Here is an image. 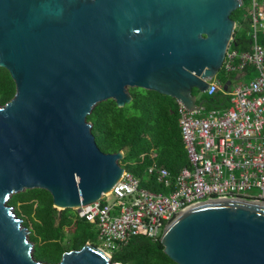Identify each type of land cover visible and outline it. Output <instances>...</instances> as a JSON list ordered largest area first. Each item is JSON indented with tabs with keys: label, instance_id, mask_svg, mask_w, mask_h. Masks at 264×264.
I'll list each match as a JSON object with an SVG mask.
<instances>
[{
	"label": "water",
	"instance_id": "1",
	"mask_svg": "<svg viewBox=\"0 0 264 264\" xmlns=\"http://www.w3.org/2000/svg\"><path fill=\"white\" fill-rule=\"evenodd\" d=\"M244 0H0V68L17 94L0 103V264L37 260L9 204L49 191L60 211L99 201L122 179L125 151L104 153L87 118L95 105L156 91L198 111L235 41ZM231 83H229V86ZM228 90L229 87L226 86ZM212 103L215 99L211 100ZM160 242L175 264H264V201L203 202L177 215ZM60 264H121L87 243Z\"/></svg>",
	"mask_w": 264,
	"mask_h": 264
},
{
	"label": "built area",
	"instance_id": "2",
	"mask_svg": "<svg viewBox=\"0 0 264 264\" xmlns=\"http://www.w3.org/2000/svg\"><path fill=\"white\" fill-rule=\"evenodd\" d=\"M248 2L252 49L244 53L230 49L222 70L239 75L252 66L257 77L243 84L234 80L227 90L217 76L207 95L229 97L226 107L190 111L179 102L188 166L175 178L165 167L149 170L168 192L144 189L126 169L110 193L76 210L78 219L96 228L106 252L113 253L135 238L161 239L177 215L203 202L264 201V0Z\"/></svg>",
	"mask_w": 264,
	"mask_h": 264
},
{
	"label": "trees",
	"instance_id": "3",
	"mask_svg": "<svg viewBox=\"0 0 264 264\" xmlns=\"http://www.w3.org/2000/svg\"><path fill=\"white\" fill-rule=\"evenodd\" d=\"M248 3L244 0L243 7L232 15L237 28L231 50L240 53L250 51L253 45V18L249 14ZM223 72L219 79L225 88H230L236 75ZM129 93L133 100L128 105L120 107L116 100L108 99L97 103L91 111L87 120L92 124L96 145L104 153L125 151L126 158L121 164L141 180L142 187L156 193H167L168 189L149 170L155 165L165 167L175 178L188 166L179 129V102L170 96L141 88H129ZM16 94L17 85L12 74L0 68V103H9ZM212 99H215L214 103ZM228 99L223 94L203 96L208 103L207 109L228 106ZM9 204L30 229V237L36 243L37 260L60 264L64 254L71 250H80L89 242L97 247L96 237L91 232L93 226L78 219L75 210L63 211L62 222L57 226L61 211L55 207L54 198L47 190L33 189L14 194ZM70 228L74 231L68 235ZM39 249L43 250L40 257L37 255ZM112 254L113 261L121 264H175L164 253L160 239L135 238Z\"/></svg>",
	"mask_w": 264,
	"mask_h": 264
},
{
	"label": "rangeland",
	"instance_id": "4",
	"mask_svg": "<svg viewBox=\"0 0 264 264\" xmlns=\"http://www.w3.org/2000/svg\"><path fill=\"white\" fill-rule=\"evenodd\" d=\"M247 10V9H246ZM245 10V11H246ZM224 75V72H223V70H221V72L219 73V75H218V79L220 78V77H222ZM237 84H243V80H241V81H238V82H236ZM194 94L198 97V98H201V97H203L205 94H202V93H200L199 91H197V90H194ZM73 231H74V228H70V229H68V231H67V234L69 235V234H71V233H73ZM97 230H96V228L95 227H93L92 229H91V232H92V234L96 237V245H97V248H99V249H101V250H103L104 252H106L105 250H104V246H103V242L102 241H100V239H98V236H97V232H96ZM67 235V236H68ZM67 236H65V240L67 239ZM161 237H162V235H161ZM67 242V241H66ZM89 244L90 245H93L92 243H90L89 242ZM106 253H108V254H110L111 256H113V254L111 253V252H106ZM37 255H38V257H40L41 255H43V250H41V249H39V251H38V253H37Z\"/></svg>",
	"mask_w": 264,
	"mask_h": 264
},
{
	"label": "crops",
	"instance_id": "5",
	"mask_svg": "<svg viewBox=\"0 0 264 264\" xmlns=\"http://www.w3.org/2000/svg\"><path fill=\"white\" fill-rule=\"evenodd\" d=\"M252 77L253 78L257 77V71L251 66L247 69V71L240 73L239 75H236V82L241 80H243V83L250 82ZM197 104H202L204 108H207L208 103L207 101L203 100V97L201 98L197 97ZM220 107H226V106H220Z\"/></svg>",
	"mask_w": 264,
	"mask_h": 264
}]
</instances>
